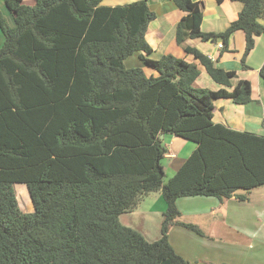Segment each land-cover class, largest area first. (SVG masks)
<instances>
[{"label": "trees", "instance_id": "trees-1", "mask_svg": "<svg viewBox=\"0 0 264 264\" xmlns=\"http://www.w3.org/2000/svg\"><path fill=\"white\" fill-rule=\"evenodd\" d=\"M102 1L5 0L13 26L0 8V264H190L168 238L177 200L224 201L264 185V135L214 121L216 99L252 101L251 81L234 84L236 71L187 44L221 41L229 51L241 30L249 68L264 0H232L243 7L222 32L202 30L201 1L173 0L184 12L177 42L196 62L151 57L146 32L156 14L146 0ZM134 53L155 73L126 67ZM200 66L222 87L198 86ZM163 133L197 144L167 181ZM16 183L26 184L33 211L21 209ZM156 191L167 207L163 235L149 241L120 216Z\"/></svg>", "mask_w": 264, "mask_h": 264}, {"label": "crops", "instance_id": "crops-1", "mask_svg": "<svg viewBox=\"0 0 264 264\" xmlns=\"http://www.w3.org/2000/svg\"><path fill=\"white\" fill-rule=\"evenodd\" d=\"M24 1L26 0H23V2ZM28 1H32V0H28ZM134 1L137 0H103L102 4L114 6V5H123ZM146 1L150 6V8L156 14L155 19L151 21L149 28L146 32V38L154 49V52L152 53L151 57L153 59H159L165 54H173L180 58H186L188 61L196 62L194 56L189 55L184 49V47L178 44L176 39L177 24L184 15V12L181 9H179V7L174 3L173 0H146ZM197 1H201L203 3V20L201 27L202 30L205 32H222L226 30L228 26L238 18V15L243 7V4L241 2L232 1V0H224L221 3H219L217 0H197ZM0 8L7 17L9 23L13 26L15 24L14 18L10 10H8V8L6 7L5 0H0ZM4 40H5V36L0 27V47L3 45ZM219 43H221V41L219 42L203 41L200 38H189L187 40V44L200 49L203 53H205L213 60H215L216 64L219 67H222L225 70L236 71L238 78L233 80L234 84L237 82L238 79L250 80L252 84V101L246 104H239L234 102L230 98L216 99L214 101V105H215L214 121L217 123L225 124L228 127L239 131H249L264 135V125H263L264 80L260 74V70L264 65V35H260L256 37L255 47L246 57V64L249 66V68H245L242 62V56L245 50V35L243 31L241 30L236 31L232 35L229 42V51L222 52V47H219L218 45ZM134 54H138L140 59V64L136 65L135 64L136 61L134 60V62H132L129 65L125 64L126 67L128 66L130 68L132 67L142 68L147 75H151L155 73L154 69L148 66L143 61L140 53H134ZM129 57H127L126 60L129 59ZM200 69H201L200 75L196 80V84L198 86L210 88L214 90H217L222 87L212 79V77L208 74V72L204 67L200 66ZM229 90H232V87L229 88ZM162 139L164 140V143L168 150L165 159L167 160L170 159L171 161H173V164L170 166H172L173 169H175V171H177L183 165V163L186 161L189 155L197 147V144L195 142L184 139L175 134L163 133ZM187 147L189 148L188 152L184 153L183 150ZM166 176H167V171H166ZM258 188L263 189L262 192L258 193V196L264 199V185L253 188L252 190ZM251 191L248 193H251ZM157 192L158 191H156V193ZM152 193H150L149 195H151ZM149 195L145 197H148ZM237 195H241V193L237 192L231 198L224 200V202L221 201L222 206L225 204V201L227 200L238 199L239 197H237ZM196 197H200V196H196ZM206 199H212V198L208 196V198ZM247 199H249V197H247ZM209 201H215V200H209ZM166 207L167 204L164 206L162 205L159 211L158 209L144 210L142 209L141 201H140L139 205L133 211L123 213L120 216V220L124 225L132 227L139 231L151 230L152 227L151 220L158 216L162 218L164 215V211L166 210ZM137 216L140 217V220L137 219ZM176 222L177 221L173 223ZM177 226L178 225L173 224L170 227V229H174L173 227H177ZM171 231L172 230H170V232ZM170 232L168 233L170 243L172 244L174 249L178 252L174 243L171 241L172 239ZM178 253L182 254L180 252Z\"/></svg>", "mask_w": 264, "mask_h": 264}, {"label": "rangeland", "instance_id": "rangeland-1", "mask_svg": "<svg viewBox=\"0 0 264 264\" xmlns=\"http://www.w3.org/2000/svg\"><path fill=\"white\" fill-rule=\"evenodd\" d=\"M24 3L33 5L35 0H26ZM134 60L136 65L140 64L138 54L130 56L125 64L129 65ZM188 149L185 148L183 152H188ZM172 164L170 159L164 160L166 181L176 172L170 166ZM15 189L21 209L33 211L34 205L27 192V186L18 183ZM262 190L254 189L251 193L238 190L249 199H230L225 201L223 206L216 197H180L177 206H180L181 215L176 219V223H170L168 226V233L172 230L171 241L178 252L182 253L190 264H264V199L258 196ZM166 204L161 191L141 200L144 210L159 211L160 207ZM163 217L158 216L151 220V230L138 231L149 241L160 238L163 235ZM137 219L140 220V217L137 216ZM173 224L178 226L170 229ZM186 224L196 225L201 233Z\"/></svg>", "mask_w": 264, "mask_h": 264}, {"label": "built area", "instance_id": "built-area-1", "mask_svg": "<svg viewBox=\"0 0 264 264\" xmlns=\"http://www.w3.org/2000/svg\"><path fill=\"white\" fill-rule=\"evenodd\" d=\"M218 45H219V47H223V43H222V42H221V43H219Z\"/></svg>", "mask_w": 264, "mask_h": 264}, {"label": "water", "instance_id": "water-1", "mask_svg": "<svg viewBox=\"0 0 264 264\" xmlns=\"http://www.w3.org/2000/svg\"><path fill=\"white\" fill-rule=\"evenodd\" d=\"M163 136V134L161 135V137Z\"/></svg>", "mask_w": 264, "mask_h": 264}]
</instances>
